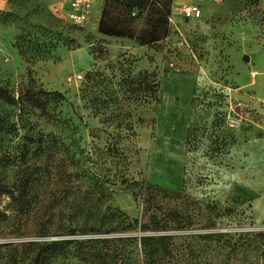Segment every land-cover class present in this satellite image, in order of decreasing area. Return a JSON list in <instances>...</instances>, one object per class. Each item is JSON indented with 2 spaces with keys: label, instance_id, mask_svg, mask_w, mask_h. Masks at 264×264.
Masks as SVG:
<instances>
[{
  "label": "rangeland",
  "instance_id": "obj_1",
  "mask_svg": "<svg viewBox=\"0 0 264 264\" xmlns=\"http://www.w3.org/2000/svg\"><path fill=\"white\" fill-rule=\"evenodd\" d=\"M203 5L202 18L173 25L154 49L129 52L120 48L129 38L97 32L95 15L76 27L38 0H0V84L16 97L29 87L65 95L45 109L0 99V192H10L0 193V264H31L41 244L61 240L73 242L68 252L39 264H95L101 246L86 241L122 235L98 231L114 210L141 223L154 213L166 230L148 233L176 238L174 259L159 252L146 264H264L263 239L233 254L194 238L264 233V150L235 149L264 141V111L244 106L264 97V0ZM141 70L159 82V104L122 81ZM29 137L33 187L21 205ZM113 250L143 259L140 245Z\"/></svg>",
  "mask_w": 264,
  "mask_h": 264
},
{
  "label": "trees",
  "instance_id": "obj_2",
  "mask_svg": "<svg viewBox=\"0 0 264 264\" xmlns=\"http://www.w3.org/2000/svg\"><path fill=\"white\" fill-rule=\"evenodd\" d=\"M173 3L174 0H105L97 32L104 38H129L141 46L154 45L164 40L172 33V26L169 18L172 14ZM10 14L16 19H22L20 15L12 11ZM70 24L76 27H85L72 24L71 22ZM122 81L124 83L128 82L131 92L135 93L138 97L142 96L144 102L148 103L150 100H153L155 104L160 103V84L155 80L154 73L148 70H141L138 72V76L128 75V78L123 77ZM42 94L46 95V97H43ZM0 99L12 105L30 103L35 107L45 109L50 101L64 100L65 95L60 91H48L43 88L35 91L32 87H29L25 91H22L19 97H16L6 87L0 84ZM2 127L3 124L0 122V130H2ZM29 139L28 144L22 146L19 158L23 166L22 168H24L22 171L23 180L19 185V196L17 197L21 205L24 203L26 205L27 196L33 187L32 172L28 162L31 153L29 142L33 138L29 137ZM123 183L130 186L129 182ZM132 183H134L135 186L140 185L139 182ZM151 186L154 187L153 185L149 187ZM156 188L162 190L161 188ZM140 189L141 187L139 191ZM6 191L7 190L0 193H10ZM141 191H144V189H141ZM168 194L175 195L173 192H168ZM134 197L137 198L135 192ZM145 202L148 203L150 201L149 199H145ZM145 211H149L148 206H146ZM108 221H115L114 226L111 228H103ZM102 222L103 224H101L98 229L100 234L112 235L120 233L122 235L86 241V244L101 246L97 248L98 250H95L94 255H92L93 259L97 261L95 264H139L140 261L138 259H133L132 252H130L131 256H127L125 254L123 255L120 251L113 250V248H118L119 245H122L124 250L140 245L143 258L141 264H146V261H155L159 252L164 259L169 260L175 258L173 250L176 238L173 235H153L148 233L155 230H166L165 224H162V220L158 219L157 215L154 213L149 215V222L141 223L138 218L131 219L127 214L114 210L105 213L102 216ZM152 225H155V228H152ZM139 227L143 235L135 236L130 234ZM194 238L203 239L211 243H221L222 247H229L231 253L236 254L242 249L253 247L257 239H263L264 241V233H259L255 236L241 234L235 241H233L231 236L226 234H208L206 236H196ZM72 243L73 242L69 240H61L41 244L31 264H39L43 260L55 257L57 254L68 252ZM188 257L195 259L198 256H196L193 250H190ZM186 264L192 263L188 262Z\"/></svg>",
  "mask_w": 264,
  "mask_h": 264
},
{
  "label": "crops",
  "instance_id": "obj_3",
  "mask_svg": "<svg viewBox=\"0 0 264 264\" xmlns=\"http://www.w3.org/2000/svg\"><path fill=\"white\" fill-rule=\"evenodd\" d=\"M43 6H46V7H49V8H52L53 10H60L61 11V14L62 16L64 15V12L66 11V9L69 7V3L67 2V0H38ZM191 0H175V3L176 4H179V3H183V2H190ZM194 2L198 3L202 9V16L200 18L203 17V14H204V5H203V1L204 0H193ZM104 2L105 0H95L94 2V7H93V16L95 15L96 17V21H97V25H96V29L98 28V23H99V20H100V17H101V13H102V8H103V5H104ZM173 18H174V25L176 27L177 30H179V26L178 24L180 22H185V23H190L192 21H196L198 19H187V18H184L178 11H174L173 12ZM173 27V26H172ZM173 29V28H172ZM173 35V33H172ZM172 37V36H171ZM109 38V37H107ZM110 40V39H109ZM148 45H138L134 40L130 39V41H122V45L120 46V48L122 49L121 51H125V50H129V52H137L138 50L141 51L144 47H146ZM149 48H152L154 49L153 47H150L148 46ZM251 60V57H249V60ZM246 61V59H245ZM257 71L258 70H255L253 71V75H257ZM251 85H256L257 82L255 83V81L253 80L251 83H249ZM248 86V83L246 84H241V88L243 87H246ZM261 88V86H260ZM244 106H251L252 108H257L259 112H263L264 111V97L262 98H258V101L256 103L250 101V100H247L245 103H244ZM247 142H243V143H240L239 145H236L237 148H235L236 150L241 147V145H249V144H252V145H255L256 147H259L260 149L264 150V141L259 139V138H255V137H249V138H246ZM234 162V160L232 161Z\"/></svg>",
  "mask_w": 264,
  "mask_h": 264
},
{
  "label": "built area",
  "instance_id": "obj_4",
  "mask_svg": "<svg viewBox=\"0 0 264 264\" xmlns=\"http://www.w3.org/2000/svg\"><path fill=\"white\" fill-rule=\"evenodd\" d=\"M69 8L64 12V17L72 24L86 26L93 17V7L95 0H67ZM178 11L184 18L198 19L202 16L200 5L193 0L176 4L175 0L172 7V14L169 18L171 26L174 25L173 12ZM169 37H167L168 39ZM82 74H76V78H82ZM230 125H239L241 120L228 117Z\"/></svg>",
  "mask_w": 264,
  "mask_h": 264
},
{
  "label": "water",
  "instance_id": "obj_5",
  "mask_svg": "<svg viewBox=\"0 0 264 264\" xmlns=\"http://www.w3.org/2000/svg\"><path fill=\"white\" fill-rule=\"evenodd\" d=\"M245 59H246V60H249V56H248V55H246V56H245Z\"/></svg>",
  "mask_w": 264,
  "mask_h": 264
}]
</instances>
